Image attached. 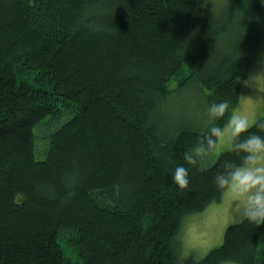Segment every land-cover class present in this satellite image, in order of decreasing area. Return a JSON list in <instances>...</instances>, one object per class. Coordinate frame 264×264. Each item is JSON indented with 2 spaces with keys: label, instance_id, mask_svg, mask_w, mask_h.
<instances>
[{
  "label": "trees",
  "instance_id": "16d2710c",
  "mask_svg": "<svg viewBox=\"0 0 264 264\" xmlns=\"http://www.w3.org/2000/svg\"><path fill=\"white\" fill-rule=\"evenodd\" d=\"M214 6L0 0V264H264V225L244 220L205 258L176 254L183 220L223 199L222 161L241 159L201 172L183 154L264 62V0Z\"/></svg>",
  "mask_w": 264,
  "mask_h": 264
},
{
  "label": "clouds",
  "instance_id": "9594fccd",
  "mask_svg": "<svg viewBox=\"0 0 264 264\" xmlns=\"http://www.w3.org/2000/svg\"><path fill=\"white\" fill-rule=\"evenodd\" d=\"M228 115L226 123L216 122ZM209 125L196 143L183 154L190 168L206 171L222 152H235L240 163L225 159L214 184L223 198L233 203L234 214L259 227L264 225V136L252 132L254 122L242 110L232 108L227 100L213 102L207 109ZM264 131V123L255 124ZM173 183L180 191L190 186L189 168L176 166ZM228 264V262H225Z\"/></svg>",
  "mask_w": 264,
  "mask_h": 264
},
{
  "label": "rangeland",
  "instance_id": "374dc122",
  "mask_svg": "<svg viewBox=\"0 0 264 264\" xmlns=\"http://www.w3.org/2000/svg\"><path fill=\"white\" fill-rule=\"evenodd\" d=\"M229 1L212 0L215 3L211 9L212 13L218 15L223 12ZM249 75L241 83V102L235 109L246 112L255 124L259 120H264V62L254 63ZM188 95L192 100L198 99L195 91H190ZM44 147L45 144L39 141L37 144L38 157L41 156ZM223 154L224 152L220 156ZM233 207L231 201L223 198L221 202L206 207L203 212L187 216L183 220V227L176 247L179 261L184 262L185 259L191 257L203 259L210 251L221 246L224 243L227 227L243 221L234 214ZM228 264L238 263L228 262Z\"/></svg>",
  "mask_w": 264,
  "mask_h": 264
}]
</instances>
